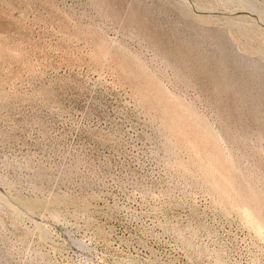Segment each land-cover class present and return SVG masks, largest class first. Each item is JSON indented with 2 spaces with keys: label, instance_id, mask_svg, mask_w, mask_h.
I'll return each mask as SVG.
<instances>
[{
  "label": "rangeland",
  "instance_id": "374dc122",
  "mask_svg": "<svg viewBox=\"0 0 264 264\" xmlns=\"http://www.w3.org/2000/svg\"><path fill=\"white\" fill-rule=\"evenodd\" d=\"M0 264H264V0H0Z\"/></svg>",
  "mask_w": 264,
  "mask_h": 264
}]
</instances>
